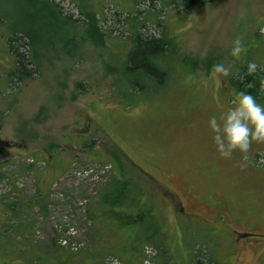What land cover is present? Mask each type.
<instances>
[{
    "label": "rangeland",
    "instance_id": "obj_1",
    "mask_svg": "<svg viewBox=\"0 0 264 264\" xmlns=\"http://www.w3.org/2000/svg\"><path fill=\"white\" fill-rule=\"evenodd\" d=\"M53 1L59 11L33 0H0V80L13 79L0 92V171L9 175L0 180V196L13 186L32 195L40 177L47 184L56 174L49 216H37L29 237L32 254L50 264L46 250L54 244L87 251L85 205L115 174L143 183L147 210L167 234L168 264H190L189 246L203 236L216 261L211 264H264V143L253 141L247 153L223 158L208 125L210 117L219 121L234 107L236 96L229 78L211 74L213 65L240 62L245 52L239 60L231 57L232 41L245 46L255 31L264 32V0H198L193 6L191 0L190 6L176 0ZM133 6L150 12L145 26L156 35L162 20L179 56L196 67L186 72L175 65L169 84L165 76L146 83L147 93L132 101L113 86L112 57L124 54L119 41L129 38L123 19L136 16ZM92 18L110 36L94 31ZM25 31L36 71L27 58L32 72L18 74L7 39ZM254 37L253 54L264 60V40ZM193 223L213 226L189 235ZM145 250L139 264H158L155 250ZM120 261L110 256L106 264Z\"/></svg>",
    "mask_w": 264,
    "mask_h": 264
},
{
    "label": "trees",
    "instance_id": "obj_2",
    "mask_svg": "<svg viewBox=\"0 0 264 264\" xmlns=\"http://www.w3.org/2000/svg\"><path fill=\"white\" fill-rule=\"evenodd\" d=\"M33 1L40 3L43 9H50L53 6L55 10L59 11L53 0ZM136 1L137 4L141 2V0ZM162 1L167 3V0ZM169 1L172 2L173 0ZM176 1H178L176 2L178 5L190 6L188 4L190 0ZM191 1V6H193L198 0ZM151 2L153 4L154 0H151ZM130 10H134L136 16L123 19L126 23L124 28L128 34L126 37L129 38L128 41L127 39L123 40V38H120L121 40L119 41L120 52H124V54H122L123 56L114 54L115 57L113 56L112 58L116 64L113 70L117 72L113 86L119 90H116L119 95H123L126 100L130 99L133 101L135 100L133 97L147 93L145 89L146 83L156 84L160 79L162 82L165 76L164 84H167V82L169 84L175 65L182 70L186 69V72H193L196 66L194 64L193 67L190 66L186 57L181 54L179 56L181 51L178 43H175L173 37L165 36L167 26L162 20H155L156 26H161L159 27L161 28L160 34L156 35L145 26L147 22L152 21L150 12L144 14V12L134 9V6ZM118 18L120 19L121 16L118 15ZM79 19L81 18L79 17ZM94 20L96 18H92L89 22V24L96 27L94 31L100 30L103 38L110 36L108 32H105L98 25L99 19L97 18L96 24H94ZM83 21L86 22L87 19ZM69 23L74 22L69 21ZM254 35L259 36L260 43L264 40V32L261 33L258 30L254 32L253 40H250L245 45L246 52L244 57L240 62L231 64L234 76H230L228 82L229 86L234 88L235 94L238 91H246L256 97L258 102L264 104V91H262L264 89V70H259L264 69V60L255 58L253 54L254 40H257ZM91 36L92 34L88 35L92 39ZM86 37L87 35L84 38ZM31 39L27 31L19 35H17V32H13L7 39L9 51L11 49L16 53L17 63L14 68L18 74H29V72H32V69H28L27 58L32 64L34 72L36 71L34 59L29 54L30 46L32 45ZM127 45L128 47L126 48ZM71 52H74V50ZM26 53L29 54L28 57H26ZM248 62H255L258 65L257 73L246 75ZM19 78H22V76H19ZM8 81H13V79L5 78L2 75L0 92L6 91V83L8 84ZM77 84L82 85L81 82ZM116 92L112 94L113 98L116 97ZM94 163L100 166L110 165L112 167L110 162L101 164L94 161ZM32 169L33 166H29L24 171ZM14 174L19 175V173ZM55 175H51V182H47V184H44L41 180L42 177H40L36 185V191L32 195L19 194L20 190L13 186L14 190L0 196V264H34L33 261H36L35 264H44L40 255L34 256L32 254L35 247L29 241V237L33 240L32 233L38 223L37 216L39 215L43 219L49 216L52 180L56 177ZM5 177H9L7 172L0 171V180ZM145 192L143 183L139 182L135 176L111 174L102 185L101 191L96 193L95 196L92 195L85 205V218L88 223L90 222L87 226L88 232L86 234L88 238L87 251H75L70 244L67 246L62 245V247L54 244L55 246L49 247L50 251L46 250L48 253L47 257L50 260L49 263L106 264V259L111 256L119 261H124V264H139L147 257L145 248L151 247L155 250L153 259L157 258L158 260H155L158 264H168V259L171 256L167 252V234L158 215L147 210L146 202L144 201ZM194 225L196 227L188 230L189 235L191 231L195 233L198 227H202L198 231L199 235L200 233L201 235L206 234L203 228L213 226V224L206 226L193 223ZM203 237H200L199 242L189 246L188 251L193 254L190 264L216 263L209 253L207 242H204L205 245L201 242ZM58 246L62 249L59 250Z\"/></svg>",
    "mask_w": 264,
    "mask_h": 264
},
{
    "label": "clouds",
    "instance_id": "obj_3",
    "mask_svg": "<svg viewBox=\"0 0 264 264\" xmlns=\"http://www.w3.org/2000/svg\"><path fill=\"white\" fill-rule=\"evenodd\" d=\"M244 52L246 48L239 38L232 41L231 57L239 60ZM258 69L255 62H248L246 75H253ZM211 74L216 78L234 76L232 65L223 63L213 65ZM208 125L214 134L212 139L221 157L230 158L236 150L247 153L253 141L264 143V104L259 103L252 94L238 91L234 107L223 113L219 121L215 116L210 117Z\"/></svg>",
    "mask_w": 264,
    "mask_h": 264
},
{
    "label": "flooded vegetation",
    "instance_id": "obj_4",
    "mask_svg": "<svg viewBox=\"0 0 264 264\" xmlns=\"http://www.w3.org/2000/svg\"><path fill=\"white\" fill-rule=\"evenodd\" d=\"M183 213H185V212H183Z\"/></svg>",
    "mask_w": 264,
    "mask_h": 264
}]
</instances>
